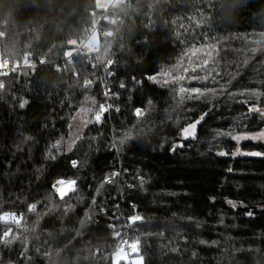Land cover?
<instances>
[{
    "label": "trees",
    "instance_id": "obj_1",
    "mask_svg": "<svg viewBox=\"0 0 264 264\" xmlns=\"http://www.w3.org/2000/svg\"><path fill=\"white\" fill-rule=\"evenodd\" d=\"M97 7L0 0V56L37 62L0 74V264H114L128 235L141 264H264V144L230 138L264 128V0H116L75 53Z\"/></svg>",
    "mask_w": 264,
    "mask_h": 264
},
{
    "label": "built area",
    "instance_id": "obj_2",
    "mask_svg": "<svg viewBox=\"0 0 264 264\" xmlns=\"http://www.w3.org/2000/svg\"><path fill=\"white\" fill-rule=\"evenodd\" d=\"M116 0H101V3L105 5L104 8H100L103 10L101 14L95 15L93 26L91 27L88 36L85 37L77 46L75 53H81V52H97L101 47V41H100V34L102 33L104 29V24H106L109 19L107 17V11L108 9L115 3ZM43 61V60H42ZM44 63V61H43ZM37 65V62H35L32 59V56L30 54H25L22 60L19 59H9L0 56V74H13L20 72L23 68H32ZM116 176H109L107 178L114 180ZM107 182V183H111ZM8 219L6 220H0V223L2 224H11L13 222H18L21 220L22 217H19L15 214H7ZM5 216V215H3ZM0 216V217H3ZM14 217V219H13ZM135 243L137 247L133 249L131 245ZM139 246L140 243L136 241H132L131 237L128 235L127 238L122 243V249L124 250V253L127 255L129 259V264L132 263V258L134 255H136L139 252Z\"/></svg>",
    "mask_w": 264,
    "mask_h": 264
},
{
    "label": "rangeland",
    "instance_id": "obj_3",
    "mask_svg": "<svg viewBox=\"0 0 264 264\" xmlns=\"http://www.w3.org/2000/svg\"><path fill=\"white\" fill-rule=\"evenodd\" d=\"M98 1V9L100 8H104L105 5L100 3L101 0H97ZM207 61H204V63L206 64ZM208 64V63H207ZM206 64V65H207ZM252 109H258V111H251L252 113H257L260 116L264 117V107H253ZM89 115H90V110H87L86 107H81L74 115L73 119H72V123H71V137L72 140L74 141L76 138L80 137L82 132L84 131V129L86 128V126L89 123ZM96 115H100V120L97 121L96 120ZM103 113L98 111L95 116H93V120L97 123H100L102 121V117ZM196 124V128L194 130V135H190V136H186L184 133V129L188 128L189 126L185 127L182 131H181V138L182 139H191L196 135V130L198 127V123H194ZM192 125V124H191ZM264 128L255 131V132H250V133H236V134H232L230 135V138L238 145V148L231 154L232 157H239V156H255L257 153H248L243 151L240 147L243 143L245 142H253L256 144H264ZM233 137H239V139H234ZM224 154V153H223ZM64 192L67 191L69 188L68 186H65L63 188ZM113 261L114 264H119L120 262H124L126 264H129V259L127 257V255L124 253V250L122 248H120L113 256ZM132 263L133 264H141V260L139 257L134 256L132 258Z\"/></svg>",
    "mask_w": 264,
    "mask_h": 264
},
{
    "label": "snow or ice",
    "instance_id": "obj_4",
    "mask_svg": "<svg viewBox=\"0 0 264 264\" xmlns=\"http://www.w3.org/2000/svg\"><path fill=\"white\" fill-rule=\"evenodd\" d=\"M66 55H71V53H67ZM42 62H43V61H42ZM121 86L123 87V85H121ZM194 91H198V90H195V89H194ZM25 103H27V101H25ZM21 107H23V104L21 105ZM102 110H103V107H102ZM136 111H137V115H139V114H140V110L137 109ZM251 111H258V109H251ZM100 118H101L100 115H96V120H97V121H99ZM195 128H196V124H192V125H190L188 128H185V129H184V133H185V135H186V136L194 135V130H195ZM262 135H264V134H262ZM233 138H234V139H239V137H233ZM54 147H58V145H54ZM221 154H223V153H221ZM71 166H72V167H76V166H77V162H76L75 160L71 161ZM116 175H118V173H113V174H112L113 177L116 176ZM105 182H111V179H110V178H106ZM76 183H77L76 180L58 179V180H56L55 183L52 185V188L55 189L56 192L60 193L61 199H63L64 193L61 191V188H60L59 186H60V185H64V184L72 185L73 187H71L70 190L74 192V191H76V188H75ZM93 202H94V201H93ZM35 208H36V204H32V205L30 206V209H29V210H33V209H35ZM8 218H9L8 215L5 214V216L0 217V220H6V219H8ZM13 219H14V217H13ZM141 219H142V217L135 216V215L132 216V217H130V220H131L133 223L136 222V221H138V220H141ZM5 236H7V233L5 234ZM131 247H132L133 249H135V248L137 247V245H136L135 243H133V244L131 245Z\"/></svg>",
    "mask_w": 264,
    "mask_h": 264
}]
</instances>
